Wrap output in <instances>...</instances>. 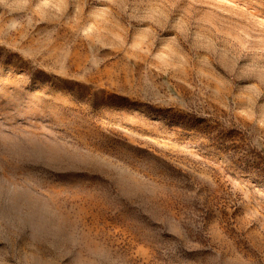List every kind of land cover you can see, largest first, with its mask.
Returning <instances> with one entry per match:
<instances>
[{
    "label": "rangeland",
    "instance_id": "rangeland-1",
    "mask_svg": "<svg viewBox=\"0 0 264 264\" xmlns=\"http://www.w3.org/2000/svg\"><path fill=\"white\" fill-rule=\"evenodd\" d=\"M0 264H264V0H0Z\"/></svg>",
    "mask_w": 264,
    "mask_h": 264
}]
</instances>
